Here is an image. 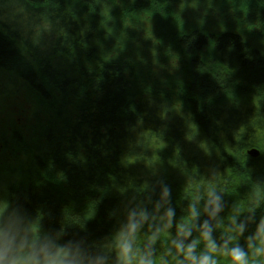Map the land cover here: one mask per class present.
<instances>
[{"label":"trees","instance_id":"trees-1","mask_svg":"<svg viewBox=\"0 0 264 264\" xmlns=\"http://www.w3.org/2000/svg\"><path fill=\"white\" fill-rule=\"evenodd\" d=\"M121 2L0 0V99L26 91L44 115L27 167L0 166V212L19 203L34 231L111 249L112 213L164 180L177 225L217 188L216 235L255 213L245 236L264 244V0Z\"/></svg>","mask_w":264,"mask_h":264},{"label":"clouds","instance_id":"clouds-1","mask_svg":"<svg viewBox=\"0 0 264 264\" xmlns=\"http://www.w3.org/2000/svg\"><path fill=\"white\" fill-rule=\"evenodd\" d=\"M159 192L148 186L139 196H133L119 212V221L109 234L111 249L96 246L85 236L66 237V230L34 231L35 217L19 203H12L0 212V264H217L214 253H223L231 264H258L249 257H264V244L256 242L255 231L245 236L250 217L233 216L225 224L228 231L217 236V225L224 220V194L210 188L203 196L187 203L188 220L177 225V209L172 202L171 186L158 181ZM154 195L156 196L153 199ZM151 205V207H149ZM264 225L260 218L257 228ZM169 233V247L160 248V233ZM143 242L138 244V236ZM198 236L206 243L198 245ZM244 237L247 243H240ZM251 250V251H250Z\"/></svg>","mask_w":264,"mask_h":264},{"label":"rangeland","instance_id":"rangeland-1","mask_svg":"<svg viewBox=\"0 0 264 264\" xmlns=\"http://www.w3.org/2000/svg\"><path fill=\"white\" fill-rule=\"evenodd\" d=\"M113 1L116 2L117 7L122 4V0ZM189 1L191 2V0H186L187 4ZM189 9L194 12L192 6ZM216 9L218 12L219 7H216ZM216 17L220 18L219 16ZM256 38L257 36H251L250 42L252 46L257 42ZM261 42L264 43L262 40ZM260 48H262L264 54V44ZM43 118L44 115L37 107L36 101L26 91L9 98L0 99V166L3 171H7L5 173L10 174L12 169L20 172V169L27 167V160L30 157H27L26 150L36 152V148L42 144V140H39V135L44 129H41L36 121L43 120ZM44 126L47 127V124L45 123ZM22 141L26 142V150L21 147ZM161 235L168 243L169 233L162 231ZM169 259L170 264H175L174 257H169ZM217 264L219 263L217 262Z\"/></svg>","mask_w":264,"mask_h":264},{"label":"water","instance_id":"water-1","mask_svg":"<svg viewBox=\"0 0 264 264\" xmlns=\"http://www.w3.org/2000/svg\"><path fill=\"white\" fill-rule=\"evenodd\" d=\"M246 154L251 158H256L259 156V151L257 149H249Z\"/></svg>","mask_w":264,"mask_h":264}]
</instances>
